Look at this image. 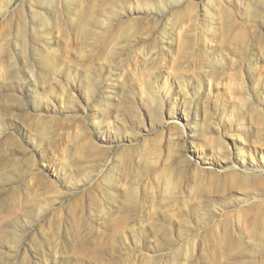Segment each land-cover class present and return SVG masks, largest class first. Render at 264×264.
Here are the masks:
<instances>
[{
  "label": "rangeland",
  "instance_id": "374dc122",
  "mask_svg": "<svg viewBox=\"0 0 264 264\" xmlns=\"http://www.w3.org/2000/svg\"><path fill=\"white\" fill-rule=\"evenodd\" d=\"M0 264H264V0H0Z\"/></svg>",
  "mask_w": 264,
  "mask_h": 264
}]
</instances>
